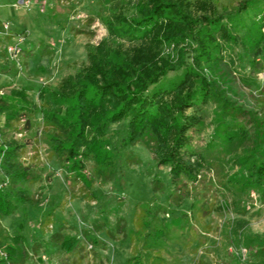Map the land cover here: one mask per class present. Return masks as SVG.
I'll return each instance as SVG.
<instances>
[{
	"label": "rangeland",
	"instance_id": "rangeland-1",
	"mask_svg": "<svg viewBox=\"0 0 264 264\" xmlns=\"http://www.w3.org/2000/svg\"><path fill=\"white\" fill-rule=\"evenodd\" d=\"M0 1V97L24 88L45 111L48 102L39 96L40 89L58 87L87 63L89 48L111 41L106 24L111 5L106 0H31L26 7L16 6L15 0ZM213 1L220 11L241 2ZM260 7L254 5L244 14L248 23L263 14ZM246 31L240 29V34ZM21 34L25 40L19 51L8 52ZM256 61L257 67L247 65L246 71L224 60L212 67L247 111L229 119L245 123L251 134L253 121L261 118L264 125V95L259 90L264 63ZM177 73L170 72L163 81ZM214 107L213 102L194 106L202 121L189 131L191 144L185 151L201 156L196 179L172 181L170 167L158 164L150 131L137 143L118 148L114 179L100 175L88 160L84 172L91 182L86 183L56 161L57 129L43 112L4 129L3 139L14 136L24 144L20 162L31 165L36 176L15 185L29 192L34 205L19 207L1 221L9 242L18 236L25 239L18 246L27 254L20 253L11 264H126L135 255L143 264H264V188L255 187L237 159L251 138H229L227 125L216 122ZM27 118L31 129L25 128ZM116 130L124 134L113 124L111 131ZM117 140L118 134L113 135L112 143ZM3 179L0 169V183ZM71 237L80 244L68 252L60 241ZM0 254L7 255L4 248Z\"/></svg>",
	"mask_w": 264,
	"mask_h": 264
},
{
	"label": "trees",
	"instance_id": "trees-1",
	"mask_svg": "<svg viewBox=\"0 0 264 264\" xmlns=\"http://www.w3.org/2000/svg\"><path fill=\"white\" fill-rule=\"evenodd\" d=\"M106 1L111 5L106 19L111 41L89 48L87 63L58 87L40 89L39 96L48 102L45 111L24 88L0 97V117L5 119L0 125V169L4 174L0 183V248L7 254H0V264H11L20 253L27 254L18 246L24 245L25 239L18 236L9 242L1 221L19 207L34 205L29 192L15 185L36 177L31 165L20 162L24 144L14 136L3 139V133L33 113L43 112L44 119L55 126L56 161L77 179L91 182L84 172L90 159L100 175L114 179L118 148L137 143L150 131L156 138L158 164L169 166L172 181H176L182 176L196 179L201 156L185 151L191 144L189 131L202 121L194 106L213 102L214 111H218L216 122L227 125L229 138L237 134L245 140L251 138L237 159L255 187L264 188L262 119H256L254 112L252 134L242 121H231L234 113L247 111L222 86L228 81H219L212 70L223 60L241 71H246L247 65L256 68L257 58L264 63V0H241L237 8L225 11L213 0ZM259 4L263 14L248 23L244 14ZM240 29L247 31L241 35ZM172 71L179 73L163 81ZM253 84L261 87L256 81ZM259 90L264 95V86ZM113 124L121 126L124 134L111 131ZM32 126L27 118L25 128ZM116 134L119 140L112 143ZM60 242L68 252L80 244L76 237ZM126 264H143V260L135 255Z\"/></svg>",
	"mask_w": 264,
	"mask_h": 264
},
{
	"label": "built area",
	"instance_id": "built-area-1",
	"mask_svg": "<svg viewBox=\"0 0 264 264\" xmlns=\"http://www.w3.org/2000/svg\"><path fill=\"white\" fill-rule=\"evenodd\" d=\"M0 3H1V1H0ZM30 4H31V0H15V5L16 6H26V7H29ZM6 27H8V26H6ZM24 40H25V36L23 34H21L18 43L9 45L8 52H11V53L18 52L19 51V45Z\"/></svg>",
	"mask_w": 264,
	"mask_h": 264
}]
</instances>
